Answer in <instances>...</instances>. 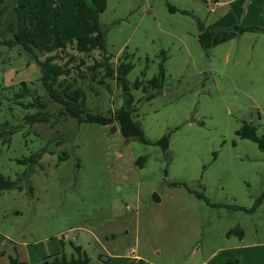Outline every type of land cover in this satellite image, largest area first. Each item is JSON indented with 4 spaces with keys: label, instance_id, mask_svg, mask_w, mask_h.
Instances as JSON below:
<instances>
[{
    "label": "rangeland",
    "instance_id": "obj_1",
    "mask_svg": "<svg viewBox=\"0 0 264 264\" xmlns=\"http://www.w3.org/2000/svg\"><path fill=\"white\" fill-rule=\"evenodd\" d=\"M48 1L74 53L71 43L93 27L77 23L72 0ZM99 22L108 54L128 55L133 65L129 83L163 66L154 99L131 91L148 143L126 140L116 123L58 117L38 63L19 46L0 45V140L8 138L0 174L20 181L0 193V264L9 255L55 264L76 256L72 246L90 264H264V198L254 209L264 192V151L236 135L248 124L264 141V0H107ZM87 81L80 86L93 113L122 105L114 80ZM23 85L29 93L19 97ZM36 96L44 109L28 105ZM42 113L48 123L27 119ZM164 135L166 151L155 144ZM32 155L37 163L17 162Z\"/></svg>",
    "mask_w": 264,
    "mask_h": 264
},
{
    "label": "trees",
    "instance_id": "obj_2",
    "mask_svg": "<svg viewBox=\"0 0 264 264\" xmlns=\"http://www.w3.org/2000/svg\"><path fill=\"white\" fill-rule=\"evenodd\" d=\"M16 0H0V45L8 48L19 46L24 54L31 60H35L41 71L39 83L43 88L46 99L49 102L59 105L58 117H68L78 124H98L109 126L114 123L118 125L121 135L126 139L138 140L148 143L145 138L141 123L136 119L137 109L134 106L132 90H140L144 96L143 100L151 101L159 95L164 87L166 76L163 66L160 64L159 72L156 76L145 81L136 79L129 83L127 75L132 70L133 65L128 61V55L121 56L114 61L108 54L106 48L105 30L99 22V16L106 9L107 0H91L88 5L84 0H72L74 14L79 24H91L93 32L79 36L71 43L74 50L68 52V44L64 41L59 27L56 24L57 12L54 3L48 0H18L9 9L8 2ZM28 9L26 14L23 10ZM173 10V8H169ZM7 16L8 30L10 36H6L1 19ZM93 52H97L91 64L86 63ZM43 58V59H42ZM42 59V60H40ZM78 59V60H77ZM75 60H77L76 63ZM74 63V65H72ZM115 65V66H113ZM100 71L103 75L96 80ZM106 79L114 80L116 86L121 90L122 105L114 112L107 115L93 113L86 107L85 90L80 86L83 82H97L102 85ZM77 84L75 87L74 84ZM19 97L29 93L25 85L22 87ZM40 96L34 98V103L28 104L36 108H45V103ZM140 101V100H139ZM49 114L42 113L27 117L28 121L34 123H48ZM236 135L242 139H249L264 151V141L255 133V128L248 124H243ZM1 137V134H0ZM8 138L1 139V143H6ZM169 135L162 136L155 142L163 151L168 149ZM39 155H32L27 159L18 160L20 164H35ZM145 158L137 159L136 163L141 166ZM20 181H11L0 174V193L11 189H19ZM177 185V184H176ZM203 198L201 194L197 195ZM264 198V192L255 200L254 209ZM76 256L66 258H54L55 264H90L89 258L79 246H72ZM9 264H21L17 258H9ZM102 264H107L106 262Z\"/></svg>",
    "mask_w": 264,
    "mask_h": 264
},
{
    "label": "water",
    "instance_id": "obj_3",
    "mask_svg": "<svg viewBox=\"0 0 264 264\" xmlns=\"http://www.w3.org/2000/svg\"><path fill=\"white\" fill-rule=\"evenodd\" d=\"M115 130H116L115 127L112 126V127H111V131H112V132H115ZM153 200L156 201V202L159 201V199H158V197H157L156 195L153 196Z\"/></svg>",
    "mask_w": 264,
    "mask_h": 264
},
{
    "label": "crops",
    "instance_id": "obj_4",
    "mask_svg": "<svg viewBox=\"0 0 264 264\" xmlns=\"http://www.w3.org/2000/svg\"><path fill=\"white\" fill-rule=\"evenodd\" d=\"M1 254H3V253H1ZM10 256H11V255L8 256V264H9V258H10ZM12 258H13V257H12ZM17 260H18V259H17ZM18 261H19V260H18ZM19 262H20V261H19ZM20 263L23 264L22 261H21Z\"/></svg>",
    "mask_w": 264,
    "mask_h": 264
}]
</instances>
